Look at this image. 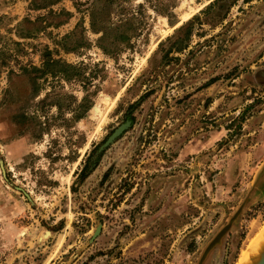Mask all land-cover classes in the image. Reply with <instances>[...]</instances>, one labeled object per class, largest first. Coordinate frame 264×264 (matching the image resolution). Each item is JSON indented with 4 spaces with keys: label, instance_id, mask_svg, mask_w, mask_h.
Here are the masks:
<instances>
[{
    "label": "rangeland",
    "instance_id": "obj_1",
    "mask_svg": "<svg viewBox=\"0 0 264 264\" xmlns=\"http://www.w3.org/2000/svg\"><path fill=\"white\" fill-rule=\"evenodd\" d=\"M50 1L0 0V264H197L244 201L201 262L236 264L264 223V0H130L114 57L91 0ZM46 51L79 78L42 74Z\"/></svg>",
    "mask_w": 264,
    "mask_h": 264
},
{
    "label": "trees",
    "instance_id": "obj_2",
    "mask_svg": "<svg viewBox=\"0 0 264 264\" xmlns=\"http://www.w3.org/2000/svg\"><path fill=\"white\" fill-rule=\"evenodd\" d=\"M58 0L50 1V4L56 3ZM130 0H91L88 10V25L92 34L99 35L95 41L96 47L109 57H114L121 51L131 47V38L138 36L142 26L140 17H136L135 13L123 7L124 4L129 3ZM155 13L164 17H169L174 0H142ZM141 5H137V10L141 9ZM173 26L174 24H171ZM73 34L65 35L60 40V48L66 53H72L80 46L86 48L88 44L83 39L74 41L70 46L65 45V41L72 37ZM44 73L50 74V77H60L64 81L78 79L80 75L74 73L75 67L64 63L58 59H52L51 54L46 51V56L43 57ZM82 103L78 107H83V114L88 110V105L85 106V97L82 98ZM80 115H75V119L81 118ZM129 118V116H128ZM131 121V118H129ZM99 154L92 152L90 158L86 159L87 168L93 159V163L97 161ZM82 169V170H83ZM82 176V175H79Z\"/></svg>",
    "mask_w": 264,
    "mask_h": 264
},
{
    "label": "bare ground",
    "instance_id": "obj_3",
    "mask_svg": "<svg viewBox=\"0 0 264 264\" xmlns=\"http://www.w3.org/2000/svg\"><path fill=\"white\" fill-rule=\"evenodd\" d=\"M182 12L184 15L188 14L189 10L192 8V3L189 0L182 1ZM97 115H95L98 119L103 117L102 110L98 108L93 109ZM92 113V114H93ZM104 120V119H102ZM246 249L239 255V259L236 264H258L264 255V223L260 227L259 232L254 236L253 239L248 242Z\"/></svg>",
    "mask_w": 264,
    "mask_h": 264
},
{
    "label": "water",
    "instance_id": "obj_4",
    "mask_svg": "<svg viewBox=\"0 0 264 264\" xmlns=\"http://www.w3.org/2000/svg\"><path fill=\"white\" fill-rule=\"evenodd\" d=\"M128 125H129V122H125L123 125L119 126L117 129H115L113 131V133L106 139V141L100 146L99 151L102 150L107 145H109L114 139H116ZM263 175H264V163L261 166L260 170L258 171V173L254 179V185L262 180ZM243 204H244V201L239 205V207L236 209V211L231 215V217L228 219L227 223L215 234V236L211 239V241L206 245V247L204 248L197 264H201L202 260L206 256V254L214 246H216L220 243V239L222 238V236L230 228L232 223H234L236 221L237 216L239 215ZM258 264H264V255Z\"/></svg>",
    "mask_w": 264,
    "mask_h": 264
}]
</instances>
